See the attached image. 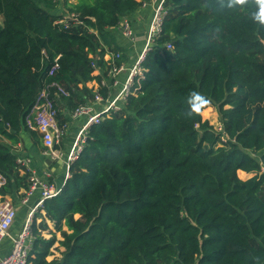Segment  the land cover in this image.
I'll list each match as a JSON object with an SVG mask.
<instances>
[{
    "label": "trees",
    "instance_id": "16d2710c",
    "mask_svg": "<svg viewBox=\"0 0 264 264\" xmlns=\"http://www.w3.org/2000/svg\"><path fill=\"white\" fill-rule=\"evenodd\" d=\"M145 1L64 0L79 21L62 23L58 0H0L1 194L29 188L14 146L23 129L40 137L25 124L40 93L55 94L58 82L70 109L93 99L86 84L129 58L113 29ZM165 5L141 86L92 127L65 184L44 203L62 257L47 260L56 232L38 233L29 264H264V26L250 19L251 3ZM191 91L211 103L189 118ZM209 106L223 134L204 119Z\"/></svg>",
    "mask_w": 264,
    "mask_h": 264
},
{
    "label": "built area",
    "instance_id": "2783aa9c",
    "mask_svg": "<svg viewBox=\"0 0 264 264\" xmlns=\"http://www.w3.org/2000/svg\"><path fill=\"white\" fill-rule=\"evenodd\" d=\"M147 6L152 7V15L147 29L146 43L133 60L131 66L127 67L126 63L122 65L113 64L108 75L102 79V82H98L95 86L91 87L94 92L93 99L95 101L104 102L105 108L101 112H94L87 102L72 109L71 113L73 117L83 116L86 120L78 128L73 147L67 155L69 165L78 160L83 153L86 144L88 143L92 127L101 123L106 115L119 111L124 106L128 97L135 94L138 87L141 86L142 80L145 77V67L143 63L148 53L156 44L157 39L160 37L168 13L165 0L145 1L142 4V7ZM60 14H63V17L60 19V22L62 23H68L70 19L76 22L79 21L78 16L75 13L60 12ZM117 28L120 29L121 33L126 38L130 39L132 43L136 42V30L129 17L123 18ZM167 47L172 48V44L167 43ZM121 56V52L116 54V57ZM109 57L111 60L112 56L106 55V58ZM93 67L96 69L98 68V64L95 61H93ZM59 68L60 64L56 58L52 64L50 73H53ZM123 72H127L126 78L123 81L122 88L115 93L113 92V88L118 83V76ZM52 86L55 87V94L51 95L49 91L43 90L40 93L37 102L27 112L25 116V124L28 128L38 131V133L41 134L43 143L48 149V154L53 158H59L62 156V153L57 150V144L61 142L65 128H63L58 121V116L60 114L58 99L62 96H69V91L58 82H53ZM101 87H107L106 95L100 91ZM215 130L218 133H224V127L221 123L218 128L215 127ZM222 138L224 139L225 136H222ZM18 162L23 165L26 164V161L23 158H18ZM29 181L30 185L26 190L27 196L23 199V202H28L29 198L38 191L40 192V197L38 202L32 208L27 220L24 222L21 231L15 235L11 233V229L17 217V209L12 198L0 193V242L7 237H10L12 241L10 252L0 260V264H29L34 240V215L38 211L44 210L45 201L58 193L55 186L40 179L35 174L30 175ZM4 182L5 178L0 173V187Z\"/></svg>",
    "mask_w": 264,
    "mask_h": 264
},
{
    "label": "crops",
    "instance_id": "0c3cea01",
    "mask_svg": "<svg viewBox=\"0 0 264 264\" xmlns=\"http://www.w3.org/2000/svg\"><path fill=\"white\" fill-rule=\"evenodd\" d=\"M152 7H140L134 14L129 18L132 21L136 34L137 40L135 43L128 38H126L120 31V29H113L117 42L121 45L127 55L128 61L126 66L130 67L133 63L135 57L139 54L141 49L146 43L147 38V29L151 20ZM119 31V32H118ZM97 74H105L104 69L98 65L96 69ZM127 72H123L118 76V83L113 88V92H117L122 88L123 81L125 80ZM98 81L93 80L88 82L87 87L91 88L96 85ZM88 104L92 107L94 112H101L105 108L104 102H99L93 100H88ZM60 114L58 116V121L60 125L65 128L62 140L57 144V150L62 153V156L59 158H53L48 154V149L44 145L43 140L40 137H37L30 130L23 129L21 131L22 141L14 146L15 151L19 154L18 158H23L26 161L25 170H21L22 174L26 172L29 173V177L32 174H35L40 179L49 182L55 186L59 191L65 184L68 176L70 175V165L68 164L67 155L73 147V143L76 137L78 128L85 122V117H73L72 109H70L67 101L64 100V96L59 97L58 99ZM204 116V115H203ZM204 119H206L204 117ZM25 188H20L19 190L14 191L12 194H6L8 197L12 198L17 209V217L14 224L12 225L11 233L13 235L21 231L24 222L27 220L30 212L34 205L38 202L40 197V192H36L31 196L28 202L24 203L23 199L26 198ZM45 210L38 211L33 218V228H34V240L38 236V233L43 236L45 239H50L53 236V232H56L54 228V223L45 218ZM47 222H44V221ZM41 223H47L48 229L39 228ZM38 228V229H37ZM38 230V231H37ZM57 240L54 245L51 247L50 254L47 256V260L51 261L53 259H60L63 255L64 246L60 245V240L63 239L60 232H56ZM12 241L10 237L4 238L0 242V260L4 258L11 249Z\"/></svg>",
    "mask_w": 264,
    "mask_h": 264
},
{
    "label": "clouds",
    "instance_id": "9594fccd",
    "mask_svg": "<svg viewBox=\"0 0 264 264\" xmlns=\"http://www.w3.org/2000/svg\"><path fill=\"white\" fill-rule=\"evenodd\" d=\"M222 4L228 8H243L251 3L255 10L250 13V19L264 26V0H221ZM211 101L202 93L197 91H191L187 97L188 109L182 111V115L186 117H191L194 114H199L201 111L207 107Z\"/></svg>",
    "mask_w": 264,
    "mask_h": 264
},
{
    "label": "rangeland",
    "instance_id": "374dc122",
    "mask_svg": "<svg viewBox=\"0 0 264 264\" xmlns=\"http://www.w3.org/2000/svg\"><path fill=\"white\" fill-rule=\"evenodd\" d=\"M58 1H59V5L55 10H56V12L64 13V0H58ZM116 29L118 30V28H116ZM205 111H207V112L204 113ZM203 115L207 120H209V122L214 127H217V128L219 127V125H220V113H219L218 108L216 106H209L208 108H206L203 111ZM247 176H248V173H246L244 171H240V177L241 178L245 179Z\"/></svg>",
    "mask_w": 264,
    "mask_h": 264
}]
</instances>
